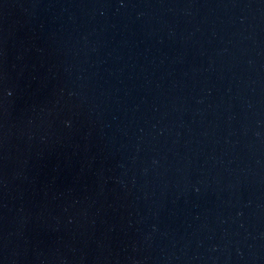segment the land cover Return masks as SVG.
Wrapping results in <instances>:
<instances>
[{"label":"water","instance_id":"obj_1","mask_svg":"<svg viewBox=\"0 0 264 264\" xmlns=\"http://www.w3.org/2000/svg\"><path fill=\"white\" fill-rule=\"evenodd\" d=\"M0 264H264V0H0Z\"/></svg>","mask_w":264,"mask_h":264}]
</instances>
